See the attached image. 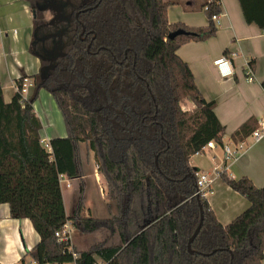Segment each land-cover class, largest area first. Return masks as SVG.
Segmentation results:
<instances>
[{
	"label": "trees",
	"instance_id": "obj_1",
	"mask_svg": "<svg viewBox=\"0 0 264 264\" xmlns=\"http://www.w3.org/2000/svg\"><path fill=\"white\" fill-rule=\"evenodd\" d=\"M25 1L36 14L30 52L41 70L30 77L28 101L16 93L5 102L0 84V205L8 204L14 220L28 219L39 235L26 257L38 264H263L264 187L221 174L250 202L226 226L207 199L195 195L190 161L209 142L222 145L225 127L216 103L203 97L177 50L216 36L217 0L205 11L208 26L201 28L169 23L172 3L165 0H100L80 16L86 40L79 39L81 25L73 15L61 25L67 29L64 56L52 64L41 52L43 37L52 31L42 28L43 11L36 8L41 0ZM238 1L246 22L264 33V0ZM178 30L187 34L168 38ZM51 47L46 40V50ZM42 90L53 97L67 132L50 140V150L41 143L43 127L34 111ZM186 101L193 110H183ZM257 127L250 119L232 136L248 138ZM90 153L116 207L110 218L86 213L84 190L72 214L66 213L61 177L83 178ZM200 205L204 220L191 254L188 242L200 222ZM68 221L83 234L118 236L119 244H94L75 252V259L55 235Z\"/></svg>",
	"mask_w": 264,
	"mask_h": 264
},
{
	"label": "crops",
	"instance_id": "obj_2",
	"mask_svg": "<svg viewBox=\"0 0 264 264\" xmlns=\"http://www.w3.org/2000/svg\"><path fill=\"white\" fill-rule=\"evenodd\" d=\"M165 1L172 3L168 8L169 23L190 28L208 26L209 18L204 10L207 0ZM33 20V12L27 1L0 0V84L7 103L16 94L15 83L20 78L32 81L30 77L41 69L40 59L30 52ZM216 24L218 32L215 37L205 42L185 44L177 50V55L190 67L206 101L216 103L215 114L225 127L223 144L215 143L204 153L195 155L190 164L199 173H207L215 180L212 193L206 199L217 220L226 226L246 211L250 202L232 190L221 175L216 177L215 174L226 173L235 180L247 177L257 188L264 187V139L256 142L252 135L245 139L232 136L250 119L259 121L264 117V33L256 25L246 22L238 0H221L220 18ZM222 58L231 62L232 74H227V66L217 64ZM251 64L253 74L248 76ZM42 92V95L46 93L45 90ZM191 105L194 106L192 102ZM34 111L43 127L41 141L49 143L55 137L67 136L65 126L59 133L46 128V110L34 105ZM240 144H243L244 149L234 160L227 161L224 147L237 148ZM208 150L210 155L207 157ZM84 160L94 169L91 171L100 187L102 201L108 207L113 206L107 193L106 196L104 194L108 191V184L99 173L98 166L94 168L96 162L93 154L90 153ZM88 178L90 176L86 174L80 179L63 176L61 189L62 184L67 183V189L72 190V183L78 182L80 191L87 192ZM62 195L66 201L63 190ZM85 201L88 200L85 198ZM86 212L90 215L88 209ZM0 232V264H20L27 252L40 242L39 235L28 219L14 220L10 217L8 204L0 205ZM25 259L28 262L29 257Z\"/></svg>",
	"mask_w": 264,
	"mask_h": 264
},
{
	"label": "rangeland",
	"instance_id": "obj_3",
	"mask_svg": "<svg viewBox=\"0 0 264 264\" xmlns=\"http://www.w3.org/2000/svg\"><path fill=\"white\" fill-rule=\"evenodd\" d=\"M47 17L50 18L51 16L47 14ZM34 105H36L37 108L41 107L44 110H46V117H44L46 120V128H51L55 132L63 131V128H64L63 126H65L64 119L55 101L53 100L51 95L48 94V92L44 93L43 95L42 94L39 95V98L36 100ZM182 108L184 111H190L194 109V106L191 105L190 101H186L182 105ZM47 143L48 142L46 141V143H44L43 145L45 146L47 145ZM82 148L84 151L85 150L84 146ZM209 152L210 150L207 151V154H206L207 157L208 155H210ZM95 165L96 164H94V168H95ZM91 170H94L93 167L90 166V163L89 164L87 163V165L85 166V172L87 176H90V178H88V191L85 192V198L86 200H88V201H85V209H88L90 212V215H92L93 217L100 218V219L110 218L113 214H115L116 207L114 204H112L113 206L108 207L105 204V201H102L100 187L96 184ZM66 185L67 183L62 184V190H63L65 200H66L64 201V204H65L67 214L71 215L73 210L76 207V204H77L76 200L80 197L81 191H80V187H78V182L72 183V190H68ZM106 193L107 191L104 192L105 196H106ZM76 196H77V199L74 200ZM72 231H73V240H72L71 246H72V251L76 253H79L82 250L87 251L92 246V244L94 245V244H97L103 241H105L107 245L119 244L118 236H113L106 231H101V232H97L93 234H83L77 231L75 228H73ZM29 260L30 258L28 259V261ZM98 264H102V261L98 260Z\"/></svg>",
	"mask_w": 264,
	"mask_h": 264
},
{
	"label": "built area",
	"instance_id": "obj_4",
	"mask_svg": "<svg viewBox=\"0 0 264 264\" xmlns=\"http://www.w3.org/2000/svg\"><path fill=\"white\" fill-rule=\"evenodd\" d=\"M216 0H207V3L204 7V10L207 11L209 9V6L211 3H213ZM217 4L219 6H221V0H217ZM220 18V14L217 15H213L212 20L215 21V23H217V21ZM217 64L219 66H227V74H232V64L231 62L227 59V58H222L220 59ZM252 70L250 67H248V76L252 75ZM15 87H16V93L20 94L22 97V100L28 101L31 93H32V89H33V81H31L28 78H20L16 83H15ZM252 137L254 138V140L256 142H260L264 139V117L258 121V127L257 129L254 131V133L252 134ZM42 145L45 143L44 141H41ZM215 145V142H209L207 144V146H205L202 150L201 153L202 154L206 151V149L208 148H212ZM46 148L50 149L49 143H47V145H45ZM244 149L243 144H240L237 148H232L230 146H225L224 147V152H225V159L227 161H231L234 160L239 153ZM198 155V154H196ZM220 173H216L215 176L218 177L220 176ZM196 196L199 197H203L206 198L210 193H212V189H213V183H214V179L210 177L209 174L207 173H199L196 172ZM61 181H62V177H61ZM74 228L72 222L68 221L61 230H59L58 232H56V237L58 239L59 242L61 243H67L69 244L68 247V251L73 253V257L76 259L78 256L75 252L72 251V240H73V231L72 229ZM25 264H38L37 262H35L34 260H29L28 262H25Z\"/></svg>",
	"mask_w": 264,
	"mask_h": 264
},
{
	"label": "flooded vegetation",
	"instance_id": "obj_5",
	"mask_svg": "<svg viewBox=\"0 0 264 264\" xmlns=\"http://www.w3.org/2000/svg\"><path fill=\"white\" fill-rule=\"evenodd\" d=\"M100 0H41L36 5L38 10L43 11L44 24L42 28L52 29V31L43 37L42 41L44 46L41 49L42 56L45 61L49 63H55L63 54V35L67 29L62 28L61 25L67 20L71 19L72 15L76 21L81 25V32L79 33L80 40H86L88 34L86 33V27L80 21L82 13L93 10L98 7ZM49 14L51 17H47ZM52 40V47L46 50V40ZM91 44L88 45V51H90ZM41 70V69H40Z\"/></svg>",
	"mask_w": 264,
	"mask_h": 264
},
{
	"label": "water",
	"instance_id": "obj_6",
	"mask_svg": "<svg viewBox=\"0 0 264 264\" xmlns=\"http://www.w3.org/2000/svg\"><path fill=\"white\" fill-rule=\"evenodd\" d=\"M35 12H33V17H35ZM184 34H187L184 30H178L174 33H171L168 38L169 39H175L177 36L179 35H184ZM193 172H198V169L197 168H193ZM199 199V197H197ZM200 212H201V218H200V222H199V225L197 226L194 234L190 237L189 239V242H188V251L193 254L194 251L192 250V242L194 241V239L196 238V236L198 235V233L200 232L201 228H202V225H203V220H204V213H203V208H202V205H200Z\"/></svg>",
	"mask_w": 264,
	"mask_h": 264
}]
</instances>
